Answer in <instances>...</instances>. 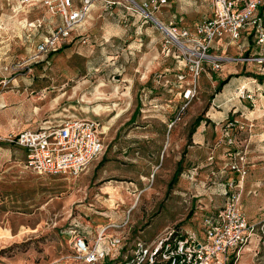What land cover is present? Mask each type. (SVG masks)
<instances>
[{
  "label": "rangeland",
  "instance_id": "374dc122",
  "mask_svg": "<svg viewBox=\"0 0 264 264\" xmlns=\"http://www.w3.org/2000/svg\"><path fill=\"white\" fill-rule=\"evenodd\" d=\"M134 1L142 5L148 0ZM58 4L59 0H0V130L9 126L10 134L20 125L33 129L66 118L89 119L99 126L103 151L88 167L93 171L86 180L83 171L77 176L38 174L25 166L20 148L4 140L8 134L0 135V264H92L72 249V231L90 233L91 242L99 225L96 215L101 213L86 216L81 204H91L103 185L131 182L136 185L132 203L120 207L126 211L125 226L135 218L137 232L153 220L155 225L165 224L160 234L172 229L195 237L205 219L216 217L231 184L239 191V207L253 230L236 258L231 254L230 264H264V153L256 151L260 157L253 165L247 160L252 155L246 154L251 147L235 145L227 155L231 163L217 168L202 156L215 145L203 144L201 150L191 139L197 125L211 122L207 112L213 94L225 89L247 95V83L264 82V65L240 59L250 64L246 71L243 67L240 74H232L242 76V89L228 82L231 74L216 88L218 83L213 87L211 79L200 77L202 71L194 76L183 65L188 56L177 57L180 47L156 21L194 27L210 14V0H164L156 8L148 3L145 12L125 0L99 1L66 42L38 57L36 44L63 22ZM35 20L41 26L31 28ZM243 36L251 46L259 45L254 34ZM214 52L218 54L206 51L226 57L221 50ZM250 55L244 50L234 56ZM214 110L215 116L223 114L221 108ZM149 124L154 128L148 129ZM148 137L165 144L125 145ZM233 163L244 165L246 173ZM192 165L196 173L187 174ZM174 168L180 173L168 187ZM182 174L188 177L178 189ZM110 263L106 259L104 264Z\"/></svg>",
  "mask_w": 264,
  "mask_h": 264
},
{
  "label": "built area",
  "instance_id": "2783aa9c",
  "mask_svg": "<svg viewBox=\"0 0 264 264\" xmlns=\"http://www.w3.org/2000/svg\"><path fill=\"white\" fill-rule=\"evenodd\" d=\"M95 1L116 4L120 0H82L79 5L72 0H59L58 10L63 22L36 44L35 55L42 57L66 42ZM125 1L138 5L134 0ZM157 2L164 0H148L138 7L145 12L148 3L156 8ZM210 4V16L192 28L178 27L172 22L164 26L156 21L163 29L167 28L168 37L180 47L181 54L177 57L188 56L183 65L194 76L202 71L204 59L211 62L212 69H216L222 59L228 58L206 53L216 38L229 36L239 40L241 33L246 32L254 34L257 44L264 45V0H210ZM260 7L263 10L260 11ZM29 26L38 28L41 22L33 21ZM240 58L264 65L263 53ZM189 92L187 89L184 96L187 97ZM4 140L21 148L25 166L38 174L77 176L103 151L98 124L83 118H66L58 123L25 128L8 134ZM239 158L242 160V155ZM231 166L242 174L246 173L244 167L239 168L236 163ZM228 186L224 192V205L216 217L203 221L198 237L171 229L148 241L138 235L132 239L126 234L109 236L106 229H102L89 242L73 230L72 249L83 261L92 264H104L106 259L111 260L110 264H230L231 254L235 252L236 258L238 249L248 241L253 227L239 207L238 189L231 184ZM126 224L127 220L115 226Z\"/></svg>",
  "mask_w": 264,
  "mask_h": 264
},
{
  "label": "crops",
  "instance_id": "0c3cea01",
  "mask_svg": "<svg viewBox=\"0 0 264 264\" xmlns=\"http://www.w3.org/2000/svg\"><path fill=\"white\" fill-rule=\"evenodd\" d=\"M72 1L75 5H79L82 2V0H72ZM97 2L99 1H95L91 5L89 11L94 9L95 4ZM259 10L261 11L263 9L260 7ZM209 16L210 14L208 15V17ZM243 33L244 32L241 33V37L239 40H233L229 36L216 38L211 44L210 48L208 49V51H210L211 53H217L214 51L221 50L220 54H226V56L228 57L223 60V63H220L219 68L216 70L212 69L211 62L208 60L203 64V69L200 77L202 76L206 79H211L214 82L212 84L213 87H215L220 80H224L227 77V75L231 74L228 82L232 81L231 85H235L234 86L235 89L237 88L242 89L241 87L244 88L245 86L241 84L242 82H244V79L240 78L242 76L238 75V77H236L234 75L240 74L243 67H245L244 71H246L247 69L246 65L248 63L246 64L242 63L240 60L241 59L240 56L235 57L234 55L244 50H249L251 54L264 53V45L251 46L248 42L245 41ZM246 35L250 36L247 33ZM207 69H211L212 73L209 74ZM200 77L199 80H201ZM247 84H251L248 85L247 87V91L251 93L250 94L246 93L247 95L251 96L250 98H248L247 95H240V93L236 90L232 92L230 90L223 89L221 90V92L214 93L211 98L210 109L207 112L208 118L211 119V122L208 123L202 122L201 124L197 125V127L195 128V130L191 135L192 142L194 144H199L197 145V148L201 150L203 149V144L206 146L215 145L214 146L215 148L211 149V152L206 150L205 155H202L205 156L203 159H205L208 156L207 158L210 160L208 163L212 164L214 167L222 168L231 163V158L229 160V157H227V155L232 154L231 151L229 150L231 147L233 149L235 145L237 146L246 145L247 147L249 146L251 147L249 150L246 149V154L249 153L250 155H252L253 157L252 160H254V162L251 160V157H247V160L251 161L253 165H255V160L258 157H260V156L258 157L256 156V151H258L259 154L264 153V92L262 91L258 92V89L262 88V84H264V82H259L256 84L253 83H247ZM253 90H257V91H253ZM252 92H254L253 93L254 97H252ZM255 92L258 93L256 94ZM248 103L250 104L251 108L247 107L246 104ZM216 107L221 108V110L223 111V114L221 116H215V114H218L217 110H214ZM224 119H227L226 121H228V123L225 121L222 124L221 120L223 121ZM215 120H218V123L213 124ZM223 126L225 127L223 128ZM1 128L2 129L0 130V135H7L10 132V130L13 129V128L9 129V126H3ZM147 128L153 129L154 127H151V124H149ZM19 130H22L21 125L17 127L16 132ZM222 131H224V133ZM215 135H217L218 138L215 137ZM150 143L156 144L157 146H161V145L164 146L165 144L163 139L148 137V138L131 139L130 141H127L125 145L141 147L145 145L147 146ZM138 150L139 148H137V151ZM20 151L24 156V151L21 148ZM163 152H165V149H163ZM193 152H194L193 155H195V152L196 155L198 154L197 149H195V151ZM203 152L204 151H202L201 154H204ZM152 153L153 151H151V153L149 152V154ZM158 154L159 152H157V155ZM151 156H155V155H151ZM192 157L193 156H191V158L189 159L190 162H192L193 160ZM180 159H181V153H179V156L176 160L179 162ZM244 161H246V159H244ZM91 165L94 166L95 165L94 162H92L89 166ZM193 167L194 165L190 166L186 170L187 174L196 173L195 171H193L196 169V167L195 169H192ZM243 167L245 168L244 165ZM87 168L81 174V177H83V179L85 180L87 179V177L91 176L93 171ZM260 169L261 168H258V170ZM175 171L176 168H174L173 174L175 173ZM187 174H182V176L179 178V181L177 182L178 189L182 188V182L184 181L185 177L186 178L188 177ZM131 184H132L131 186L128 184L103 185L97 194L98 195L97 198H95L91 204L89 205L86 203L81 204L82 206L81 213L86 216H90L93 211L97 213H101L100 216L96 215V220H98L99 222V225L95 229L97 233L102 229H106L105 232L109 236L126 234L129 239H132L133 237L138 235L141 236L143 239L150 241L155 237H157L160 234V232L165 228L164 223L163 224L159 223L155 225L152 220L143 228V230L137 232L134 231V229L136 228L135 223L138 225L135 218L134 219L132 218L133 221L132 223H130V226L128 225L120 226V227L115 226L122 224L126 219V211H124L123 208L120 207L132 203V197L130 196V194L131 191L133 190L132 186H136V185L134 182H131ZM159 225L162 227L160 228ZM130 227L134 229L132 230ZM82 232L84 233V231ZM187 232H189L188 229ZM200 233L201 230H199L198 235H200ZM89 236L90 233L89 235L84 234V237H86L87 239L89 238Z\"/></svg>",
  "mask_w": 264,
  "mask_h": 264
},
{
  "label": "trees",
  "instance_id": "16d2710c",
  "mask_svg": "<svg viewBox=\"0 0 264 264\" xmlns=\"http://www.w3.org/2000/svg\"><path fill=\"white\" fill-rule=\"evenodd\" d=\"M219 82L222 83L221 80ZM218 87H219V83H218L216 88H218ZM178 174H179V168H177L175 173L173 174V176H172V178H171V180H170V182L168 184V187H170L177 180Z\"/></svg>",
  "mask_w": 264,
  "mask_h": 264
},
{
  "label": "bare ground",
  "instance_id": "6f19581e",
  "mask_svg": "<svg viewBox=\"0 0 264 264\" xmlns=\"http://www.w3.org/2000/svg\"><path fill=\"white\" fill-rule=\"evenodd\" d=\"M167 29V28H166ZM166 29L164 28V30L166 31Z\"/></svg>",
  "mask_w": 264,
  "mask_h": 264
}]
</instances>
